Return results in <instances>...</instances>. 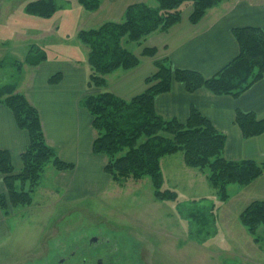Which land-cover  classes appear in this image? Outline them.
Segmentation results:
<instances>
[{
    "label": "trees",
    "instance_id": "obj_1",
    "mask_svg": "<svg viewBox=\"0 0 264 264\" xmlns=\"http://www.w3.org/2000/svg\"><path fill=\"white\" fill-rule=\"evenodd\" d=\"M101 1L77 0L87 12L98 9ZM222 1L153 0V6L135 3L125 9L120 21H106L98 27L77 32V39L88 50L85 86L99 89L98 93L82 99L95 132L91 150L106 158L103 171L112 182L122 184L128 179L139 181L150 177L156 200H176L174 191L161 190V160L181 153L185 166L205 174L209 185L224 202L229 198L228 185L245 186L264 173L262 160H227L224 157L226 135L197 110L192 109L185 123H181L175 118L162 117L154 107V98L170 91L173 82L182 83L187 92L204 88L215 95L238 97L244 93L264 74V31L261 29H233L239 53L211 77L205 78L192 70L173 69L164 59L154 62L157 70L145 79L147 88L141 94L126 100L106 88L107 75L116 70L128 71L140 64L139 58L129 50V44L140 46L149 35L166 32L180 21L187 4L192 7L189 21L195 25ZM55 11L53 0H37L25 8L28 15L39 17H50ZM141 53L154 57L156 51L144 48ZM45 59L40 55L26 62L34 66ZM60 79L61 74L57 73L48 82L53 85ZM0 102L10 110L16 126L25 130L29 137L20 156L22 167L18 172L14 170L10 153L0 150V175L5 186V193L0 195V209L7 216L11 208L32 203V194L47 166L69 171L74 165L62 161L55 149L46 143L40 115L23 94L14 93V87L5 86L0 88ZM234 123L245 139L264 133V118H257L253 112L236 111ZM197 204L196 200L188 205L178 203L175 210L179 217L188 221L189 233H196L198 237L204 227L215 224V217L213 205L207 209ZM239 222L258 242L256 230L260 225L264 227V200L250 202L240 213Z\"/></svg>",
    "mask_w": 264,
    "mask_h": 264
},
{
    "label": "rangeland",
    "instance_id": "obj_2",
    "mask_svg": "<svg viewBox=\"0 0 264 264\" xmlns=\"http://www.w3.org/2000/svg\"><path fill=\"white\" fill-rule=\"evenodd\" d=\"M34 1L9 0L6 4L12 20H6V39L0 44V88L12 87L6 82L19 84L24 77L22 65L40 55L50 60H87L88 50L76 34L81 28L102 24L87 27V13L92 12L77 0H53L56 11L52 16L31 17L25 8ZM146 4L153 6L154 2ZM123 15L108 21H120ZM16 22L23 35L18 39ZM128 48L135 50V44ZM161 171V190L171 189L176 200H156L150 177L119 184L107 174L103 180L91 174L98 188L91 184L86 191L67 195L63 186L53 181L56 171L47 166L32 203L11 208L6 216L11 233L0 243V264H47L67 247L94 235H106L122 244L126 264H264V227L258 226L260 240L256 242L239 222L250 202L264 200V174L245 186L228 185L229 198L222 202L205 174L185 166L181 153L164 158ZM242 187H246L244 191ZM194 200L199 207L213 205L215 217V224L204 227L198 237L189 233L188 221L175 210L178 203L188 205Z\"/></svg>",
    "mask_w": 264,
    "mask_h": 264
},
{
    "label": "crops",
    "instance_id": "obj_3",
    "mask_svg": "<svg viewBox=\"0 0 264 264\" xmlns=\"http://www.w3.org/2000/svg\"><path fill=\"white\" fill-rule=\"evenodd\" d=\"M8 1L0 0V44H4L6 39L3 36L8 28L6 20L11 18L9 5H6ZM149 1L102 0L98 10L87 13V27L118 20L130 4ZM191 11V5H186L177 24L166 32L149 35L140 46L135 45L132 52L139 58L140 64L134 69L116 70L107 75L106 88L126 100L139 95L147 88L145 79L157 70L154 62L164 59L173 69L192 70L205 78L211 77L239 53L233 29L255 27L264 31V0H226L208 10L195 25L189 21ZM14 27L15 37H23L17 22ZM144 48L155 49V56H143L141 52ZM22 66L20 71H23L24 77L19 84L6 82L5 85H12L14 93L23 94L28 103L37 109L46 143L55 149L62 161L74 165L69 171L58 172L53 168L56 171L52 174L53 181L61 184L67 195L86 191L91 184L98 188L99 184L93 181L91 174L99 180L106 178L103 172L106 158L92 153L95 132L91 116L82 105L86 95L99 92L97 88L88 89L85 86L88 74L86 58L76 61L46 58L37 65L31 66L26 62L25 67L24 64ZM57 73L61 74L60 81L50 84L48 80ZM154 107L162 117L175 118L181 123H185L191 110L195 109L226 135L224 157L227 160L264 161V133L245 139L234 123L236 111L253 112L257 118H264V74L238 97L215 95L204 88L187 92L182 83L173 82L170 91L154 98ZM28 142V133L16 126L12 113L0 102V150L10 153L15 172L22 167L20 156ZM245 188L242 187V190ZM4 193L3 176L0 175V195ZM10 233L6 216L0 209V243Z\"/></svg>",
    "mask_w": 264,
    "mask_h": 264
},
{
    "label": "flooded vegetation",
    "instance_id": "obj_4",
    "mask_svg": "<svg viewBox=\"0 0 264 264\" xmlns=\"http://www.w3.org/2000/svg\"><path fill=\"white\" fill-rule=\"evenodd\" d=\"M122 250V244L112 242L108 236L94 235L67 247L47 264H126Z\"/></svg>",
    "mask_w": 264,
    "mask_h": 264
}]
</instances>
